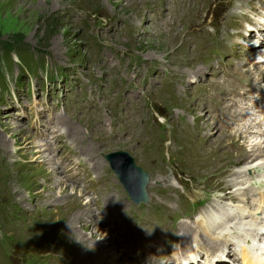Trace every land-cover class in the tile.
<instances>
[{
  "label": "rangeland",
  "instance_id": "374dc122",
  "mask_svg": "<svg viewBox=\"0 0 264 264\" xmlns=\"http://www.w3.org/2000/svg\"><path fill=\"white\" fill-rule=\"evenodd\" d=\"M148 1L150 3L142 5ZM166 1L0 0V135L10 144L9 150L0 144V200L4 198L10 201L0 202V233H17L23 227L28 233H25L28 238L24 242L18 241L16 236L7 240L10 244L6 246L8 264H59L58 256L63 257L62 264H93V255L86 254L85 249H79L77 255L75 244L71 241L60 242L56 238L62 239V232L74 230L79 234L77 243L89 240L94 244L98 238H104L107 225L83 230L78 220L73 221L75 212H79L73 209L77 206L85 208L83 191L74 187L66 190L64 187L52 188L51 191L45 188L41 181L53 176V172L47 168L49 163H42L39 158L34 129L39 126L50 128L49 119L57 118L58 114L72 116L75 120L79 117L74 127L85 128L84 122L97 123L98 120V124L105 122V128H113L121 122L123 124L125 114L120 111V116L115 108L120 110L126 89L134 86L139 93L131 92L135 97L131 102L141 111V126L151 124L155 116L151 103L155 96L149 85L150 80L155 79V90L160 86V80L161 86H164L167 82L165 72H158L159 76H154L155 70L168 62L180 60L187 52V29L184 26H197L200 19L206 16V24L219 23L231 3V0H192L181 4L172 30L159 32L148 24L147 8L159 4L166 6ZM101 46H106V49L101 50ZM234 50H239V46L230 48L226 55ZM222 54L224 50L203 55L200 51L195 57L201 59L199 66L205 71L218 64L220 59L230 57ZM118 68L128 81L118 80ZM111 69L114 75H111ZM73 70L76 71L75 75ZM78 71L80 78L76 75ZM88 86L92 87L93 94L87 89ZM191 86V96L180 94L173 100L172 95L163 91L161 96L165 97L169 108L190 112L189 120L203 126V119L197 116L198 109L193 105L202 88L198 82L191 83ZM76 89L77 93L74 92ZM79 93L88 95L89 100L81 102L91 104L90 109L78 106ZM48 106L47 121L39 122V113ZM11 107L14 108L13 112L21 113L19 121L12 125L17 129L15 131L9 122L14 116H1L7 111L6 108ZM93 108L105 113L99 115ZM165 111L174 119L170 110ZM116 115L118 120L112 123L111 117ZM57 127L60 133L61 128L66 129L63 125ZM74 127L71 126L70 130ZM154 127L164 132L156 123ZM72 132L76 133L75 129ZM113 133V137L104 138L103 143H119L115 131ZM26 139L28 142L23 146L21 141ZM60 139L71 147L80 142L64 136ZM125 139L130 140L129 137ZM132 139L136 144L137 140ZM169 145L170 141L164 143L162 148V143L158 141V151L163 161L154 164L145 153L141 155L137 149L135 151L136 145L133 144L102 154L100 157L104 161L107 154L126 152L137 166L149 172L147 191L150 199L148 204L136 205L123 192L122 198H112L113 194L109 191L106 194L99 192L95 195L99 199L93 200L90 208L101 204L106 210L108 204L115 215L133 213L145 218L163 214L171 219H181L198 213L202 208H209L227 190L223 182L225 161L235 155L223 153L216 144L212 145L215 150L211 153L192 146L187 140L182 144L185 152L172 147L173 153H169ZM155 146L153 142H147L144 148L153 149ZM82 148L85 152L83 156H78L82 162L94 160L96 163L99 160L98 155L87 149L86 145L82 144ZM160 164L163 165L162 170ZM96 170L100 171L101 167L97 166ZM108 175L117 181L111 171H108ZM170 184L177 187L175 192L167 190ZM59 191L63 193L59 194ZM62 197L69 200L52 202L54 198ZM15 205H23L27 211L22 212ZM45 220H48V224H45ZM179 223L183 224L182 221ZM81 231L85 236L80 235ZM93 233L97 235L93 236Z\"/></svg>",
  "mask_w": 264,
  "mask_h": 264
},
{
  "label": "bare ground",
  "instance_id": "6f19581e",
  "mask_svg": "<svg viewBox=\"0 0 264 264\" xmlns=\"http://www.w3.org/2000/svg\"><path fill=\"white\" fill-rule=\"evenodd\" d=\"M191 1L192 0H167L165 3L166 6L159 4L156 6L153 5V6L148 7L147 8L148 24L154 30L159 31V32L171 31L172 30V23H174V21L177 17V12L180 10V5L181 4L184 5L186 2H191ZM195 1H198V0H195ZM254 1L255 0H231V3L229 2L230 4H229L227 14L223 18V20L221 22H219V24L216 27L213 28V30H210L208 28L207 24L205 23V19L207 16L205 18H201L197 26H193L190 28L188 26H184V28L187 29L185 32V39H186V42L188 44L187 52L183 54V56H182V58H180V60L173 62V63L168 62L162 68L158 69L157 71L155 70L154 76H159V74H157L158 72H165V77H166L167 82L164 86H161L162 81L160 80V82H159L160 86H158V88H156V90H155L156 86L155 87L153 86L154 85L153 81L155 79L151 78L149 85L152 86L153 91L155 93V100L153 103H151L153 110L158 109L159 111H161L162 108L167 109L173 113V117L175 120H178L180 118L183 119L182 124H180L176 121L173 123H170V128H169V133H168L169 138H171L173 135H175V137L177 139L186 140L191 135V132L193 131L195 126L192 125L188 120V118L190 116V114H189L190 112L183 110V109H180V108H169V103L166 101L165 97L161 96V92L163 91V92H166L167 94L172 95L173 100L176 98L177 95H180V94H185L186 97H188L189 95L191 96V94H192V90L190 88V84L192 83L191 81H194L195 78H200V75L202 74V72H201L202 69L199 66L201 59H197L195 57V55L197 53H199L200 51H202V54H203L204 51L202 50V48L213 47L212 50L213 49H219V47L217 46L218 45L217 43H212L213 40H211V43L209 42L210 37L217 36L219 41H223L229 34H231L230 22L233 21V22L239 24L242 20H244L247 13L250 10V8L252 7V3ZM147 3H150V1L143 2L142 5L147 4ZM236 4H238L239 6H236ZM236 9H237V11H236ZM198 31H202L203 35H194V33L198 32ZM106 37L109 38V36H106ZM234 38H235V36H232V38H231L232 44H235ZM101 47H102L101 50L103 48L106 49V46H101ZM250 52L252 53L253 51L251 50ZM245 58L244 59L241 58L240 63L242 65H244V63H245ZM145 65H147V64H145ZM118 69L120 71V73L118 71V74L116 75L118 77V80L119 81H121V80L128 81V78L122 73L121 69L120 68H118ZM75 72L76 71L73 70L74 75H75ZM111 72H112L111 75H114L112 69H111ZM76 75H77V78H80V71H78ZM131 92H138V91L137 90H134V91L127 90L126 94L123 96L124 104L120 107V111L125 114V120L122 124L121 129L117 130L116 132H117V134H119L120 132L126 133V135L129 136V139L135 138L137 140L135 151L137 149V152H140L141 155L143 153H145V156H147L149 161L153 164L154 163H160L161 159H160V154L158 151L157 137L159 135H161L162 132L159 129H157L156 127H152L149 125L141 126V116H142L141 111L138 108H136L133 105V103L131 102V100L133 98H135L133 93L131 94ZM100 104H102V103H100ZM154 104H156V105H154ZM193 105H195V101H193ZM13 109L14 108H12V107L6 108V110L10 111V112L6 111V112L2 113L1 116H6V115H13L14 116L12 119L9 120V122L11 123V129L13 131H15L17 129L12 125H13V123H16L17 121H19V118H21V113H19V111L13 112ZM48 109H49V106L46 109H44L42 112L39 113V118H38L39 122L47 121L46 117H47V110ZM197 116L202 118V119L205 116L208 117L207 113H202L201 110L199 109V107H198ZM51 120L49 121V124H51ZM73 123H75V121H73L71 118H68L67 120H57L55 122V125L58 126V124H62L63 126H65L66 127L65 133L68 134ZM103 126H104V124H102V126H101V124H97V125L87 124L85 126V129H82L81 126H77L76 131H77L78 139L81 140L84 144L89 145L88 149L90 151L93 150L98 155L99 160L95 164L93 163L94 169H96L95 166H101L102 170H105L106 166L101 161L100 156L102 154H105V153L111 151L112 149H114L116 147L119 148L123 145L130 146L131 142L125 139V141H123L121 143L122 145H120V146H118L119 143H113L112 141H107L106 143H102L101 141L103 138H110V137H113V135H114L112 130L105 129ZM21 129H24V127H22ZM38 130H39V127H36L35 132H34V143L38 149L39 158H41L40 160L43 162H47L49 160V165L47 168L52 169L51 172H53V176H49V178H46L45 180L41 181L42 184H44L45 188L47 190H50V191L52 190V188H59V187H61L62 189L64 187V190L68 189V187H74L77 189V187H75L76 185L80 187V185H78L76 182H73L70 179V177H67L62 170L60 171L59 166L62 162L59 165H57V168H54L53 165L52 166L50 165V164L54 163V158H55L54 156H52V154L58 149V146L62 142L57 140L55 145H54V144H52V142H48L44 138L43 132H39ZM179 130L183 134H181ZM215 130H216V127H215ZM24 132H25V129H24ZM56 132H57L56 129L52 126L50 127L49 131H46L49 138H51ZM144 141H146V142H144ZM21 142H23V146H24L27 144L28 139H26V141L22 140ZM147 142H153V144L156 145L155 148H153V149L144 148V145ZM0 144L6 150L10 149V144L5 142V139H3L2 135H0ZM127 156L128 155H126L123 152L120 153V157H127ZM64 167L67 168L68 166L65 164ZM162 169H163V165L160 164V170H162ZM100 173L101 172H96V170H95L96 177H98L100 175ZM50 180H51L52 184H54V185H52L50 183ZM204 187H205V185H204ZM176 188L177 187H175L172 184L167 186V190L169 192H175ZM72 190H75V189L72 188ZM113 190H114V194L112 196L114 198H116V197L121 198L122 193L120 192V190L116 187H114ZM62 193L63 192L59 191V194H62ZM73 195H75V194L73 193ZM70 199H72V198H70ZM64 200H69V199H66L64 197L54 198L52 200V202H57V201L61 202ZM5 201H8L10 203L9 200H6L4 198H2L0 200V202H5ZM15 206H17V205H15ZM1 207L2 206H0V208ZM18 209H20L21 211H24V212L27 211V209L25 210L23 205H21V207H18ZM87 211L92 214L91 209H87ZM87 211H83L79 214H75L73 216V221L76 222L78 220V218L80 216L82 217L84 214H86ZM209 218H210V214L208 215V219ZM224 225H225V222L222 221V223H220V224L212 223L209 228L211 230H215V229L223 227ZM83 227H85V228H83ZM75 228H76V226H75ZM81 228L83 230H89L90 226L87 224H84L83 226H81ZM79 230H80V227H79ZM205 231H208V229H206ZM25 233H26V231L23 228H20L17 232V237H18L17 240L24 242L25 239L28 238V236ZM80 235L82 237L84 236L82 231L80 232ZM95 235H97V234L93 233V236H95ZM5 236H6V233L4 232L2 235V238L0 239V264H8V260H7L8 254L6 252V246L3 244V239ZM60 236H62V239L59 237L56 238L60 242L73 241L79 237V234L76 231L71 230V232H67V231L62 232ZM3 249H4V251H3ZM74 253H75V251H74ZM58 257H59V264H62L63 258L61 256H58ZM80 262H82V261H80Z\"/></svg>",
  "mask_w": 264,
  "mask_h": 264
},
{
  "label": "water",
  "instance_id": "95a60500",
  "mask_svg": "<svg viewBox=\"0 0 264 264\" xmlns=\"http://www.w3.org/2000/svg\"><path fill=\"white\" fill-rule=\"evenodd\" d=\"M137 170L139 171V172H141L142 173V177L144 178V181H143V184H142V186H141V195H142V197L144 198L143 199V201H147V194H146V192H145V186H146V184H147V182H148V174L147 173H145L142 169H140V168H137Z\"/></svg>",
  "mask_w": 264,
  "mask_h": 264
},
{
  "label": "trees",
  "instance_id": "16d2710c",
  "mask_svg": "<svg viewBox=\"0 0 264 264\" xmlns=\"http://www.w3.org/2000/svg\"><path fill=\"white\" fill-rule=\"evenodd\" d=\"M20 57H22V56H20ZM25 57V56H24ZM23 58V57H22Z\"/></svg>",
  "mask_w": 264,
  "mask_h": 264
}]
</instances>
